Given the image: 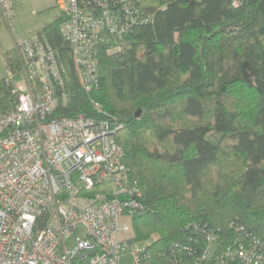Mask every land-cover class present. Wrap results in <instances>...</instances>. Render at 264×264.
I'll list each match as a JSON object with an SVG mask.
<instances>
[{"label":"trees","instance_id":"1","mask_svg":"<svg viewBox=\"0 0 264 264\" xmlns=\"http://www.w3.org/2000/svg\"><path fill=\"white\" fill-rule=\"evenodd\" d=\"M134 3L147 20L98 49L89 93L59 32L63 14L36 31L65 64L64 113L121 123L115 140L145 204L128 242L142 243L147 264H215L254 243L264 251V215L251 214L264 208V0ZM8 93L0 83V106Z\"/></svg>","mask_w":264,"mask_h":264},{"label":"built area","instance_id":"2","mask_svg":"<svg viewBox=\"0 0 264 264\" xmlns=\"http://www.w3.org/2000/svg\"><path fill=\"white\" fill-rule=\"evenodd\" d=\"M54 1L64 16L59 32L89 93L99 82L98 49L147 17L134 0ZM14 16V0H0L15 59L0 62V83L9 87L0 106V264H122L124 254L130 264H147L144 246L128 242L145 204L115 140L121 123L64 113L72 101L65 64L44 33L16 34ZM91 106L103 113L98 102ZM206 239L204 257L216 240ZM216 260L264 264V251L241 245Z\"/></svg>","mask_w":264,"mask_h":264},{"label":"rangeland","instance_id":"3","mask_svg":"<svg viewBox=\"0 0 264 264\" xmlns=\"http://www.w3.org/2000/svg\"><path fill=\"white\" fill-rule=\"evenodd\" d=\"M14 10L15 16L12 19L11 25L15 33L21 36L35 33L40 30L44 24L52 21L61 13L59 8L55 5L54 0H14ZM11 46L12 38L10 27L0 18V62L4 55L3 53L10 50ZM262 181L264 182V177L262 178ZM251 214L253 216L264 215V208L251 211ZM135 223L136 222L132 223L133 228L136 226ZM71 245L72 242L70 241L68 246ZM141 245L142 243H135V246ZM128 250L129 249H126L125 252ZM121 263L130 264V257L127 254H124L121 258Z\"/></svg>","mask_w":264,"mask_h":264},{"label":"water","instance_id":"4","mask_svg":"<svg viewBox=\"0 0 264 264\" xmlns=\"http://www.w3.org/2000/svg\"><path fill=\"white\" fill-rule=\"evenodd\" d=\"M138 113H139V110H137V112L135 114L138 115Z\"/></svg>","mask_w":264,"mask_h":264}]
</instances>
